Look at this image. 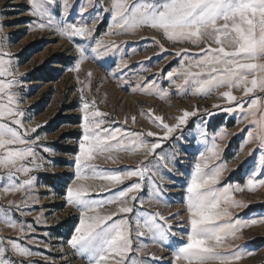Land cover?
I'll return each mask as SVG.
<instances>
[{"label":"rangeland","instance_id":"obj_1","mask_svg":"<svg viewBox=\"0 0 264 264\" xmlns=\"http://www.w3.org/2000/svg\"><path fill=\"white\" fill-rule=\"evenodd\" d=\"M110 3L111 0H103L104 7H110ZM74 5L67 21L84 23L94 28L92 37H75L69 40L54 29H39L36 27L37 18L30 15L27 0H0L4 50L13 53L11 59L14 67L19 72L26 73L20 77L24 86L21 90L23 99L20 107L25 110L26 126L40 125L35 133H30V137L41 138L35 151L38 156L43 157L44 163L43 168L30 174L37 177L31 189L0 196V205L5 207L10 200L19 202L28 197L27 206H22L20 211L13 209L11 216L18 223L31 225L32 231L25 227V236L18 242L40 255L19 257L10 248L5 254V258L24 261V264L29 261L34 264H89L86 258L67 244L79 225V210L68 205L65 200L67 187L73 183H84L90 186L93 199L106 201L138 180V177H132L124 184L113 187L108 181L90 178L88 169H84L82 175L89 178L77 180L74 157L79 152V140L83 134L81 108L84 102L91 105L95 101L96 107H90L89 110L98 109L108 114L103 117L105 125L102 127L110 124L112 128L120 129L125 136L122 141L126 145L125 149L98 154L91 163L98 165L100 169L121 172L135 169L146 155L143 150L134 152L127 147L133 139L132 134L146 133L148 130L160 132L149 119V109L155 115L163 116L165 122L170 124L175 122L173 117L180 114V109L197 110V115L189 117L187 124L177 129L167 140L161 137L147 138L149 142L161 144L156 150L158 156H165L167 159L172 153L178 154L168 165L171 172L162 167H154L156 160L149 157L153 161L149 167L152 172L158 173L156 180L163 185L160 203L149 200L148 194L154 185L147 178L142 184V191L136 193L144 200L143 208L146 210H159L166 216L179 212V216L170 221L174 225L172 231L177 233L176 237L171 238L176 246L181 243V237L187 231L186 186L200 152L212 146V137H216L215 143L218 145V161L215 162L225 165L222 185L244 187L253 172L259 174L264 171V147H260V141L256 137L258 128L251 124L261 115L260 109H264V92L256 90L245 95L243 86L233 88L232 92L238 99L229 102L220 96V93L228 90L226 86L217 88L208 95L193 94L190 88L178 91L168 79L167 73L178 68L182 61L198 58L196 54L199 48L204 47L203 44L197 46L185 42H170L160 31L149 27L121 31L113 24L110 13L103 12L101 5L95 3V0L92 5L88 0H74ZM82 6L86 9L83 14ZM97 41H102L103 46L92 52ZM112 42H115V47L111 46ZM208 43L213 48L217 47L212 41ZM78 44L89 49V58L81 63L78 72L70 71L78 60L75 47ZM160 45H163V50ZM180 49L190 51L178 56L176 53ZM58 58H63L66 63H59ZM89 72L91 76L88 75ZM181 82V78H176V83ZM164 90L168 94L160 95ZM257 96L260 97V106L254 117L249 114L248 105ZM238 102L243 103V109L237 108ZM213 105L219 107L214 108ZM227 108H233L234 111L223 110ZM133 117L136 118L135 122ZM201 133H206L207 138L202 137ZM45 148L50 151L45 152ZM109 155L113 159H108ZM45 176H51L55 186L48 185ZM160 176H163V180H160ZM232 195L242 203L228 206L229 212L234 220L248 222V226L241 227L234 237L228 236L222 251L233 252L241 257L239 260H232L231 264H264V186L255 191L245 189ZM120 203L117 201L105 204L99 212L101 215L110 214L117 211ZM133 204L134 202L129 201V206ZM127 215L129 218L133 217V214ZM253 219L257 223L252 224ZM181 221L185 222L183 229L176 227ZM18 233V228L0 222V237H4L5 241L17 238ZM237 246L239 250L235 251ZM173 251V247L150 243L139 254V258L150 257L155 253L163 257V260L153 261V264H168L173 258ZM210 264L219 262L211 261Z\"/></svg>","mask_w":264,"mask_h":264},{"label":"snow or ice","instance_id":"obj_2","mask_svg":"<svg viewBox=\"0 0 264 264\" xmlns=\"http://www.w3.org/2000/svg\"><path fill=\"white\" fill-rule=\"evenodd\" d=\"M27 3L30 15L37 18V28L54 29L69 40L75 37H92L94 28L84 23L67 21L70 10L75 6L74 0H27ZM88 3L92 5L93 0H88ZM95 3L101 5L103 12L110 13L113 24L121 31L149 27L160 31L170 42L204 45L196 54L198 58L182 61L178 68L167 73L168 79L178 91L190 88L193 94L208 95L215 89L226 86L228 90L220 93V96L229 102L238 99L232 92L233 88L243 86L245 95L256 90L264 92V0H111L110 7H104L103 0H95ZM84 11L86 9L82 6L81 14ZM152 39L155 41L154 37ZM208 41H212L217 47L213 48ZM102 46L103 42L97 41L96 47L91 51L96 52ZM111 46L115 47V42ZM75 47L78 60L75 67L69 70L78 72L81 63L89 58V49L79 44ZM160 47L163 50V45ZM4 49L3 26L0 24V188L5 193L26 192L37 180L35 175L30 174L44 166L43 157L38 156L35 151L41 138L30 137V133H35L40 125L29 127L24 123L25 110L20 107L23 99L21 90L24 86L20 77L26 73L19 72L14 67L11 59L13 53ZM189 51L190 49H180L176 55L187 54ZM88 75L91 76V72ZM176 78H181L182 82L176 83ZM159 94L164 96L168 92L164 90ZM259 106L260 97L257 96L248 105L249 114L255 117ZM90 107H96L95 101L91 105L84 102L81 108L83 134L79 140V152L74 157L77 180L89 178L82 175L84 169L90 171V178L108 181L113 187L124 184L132 177H138V180L106 201L93 199L90 186L84 183H73L67 187L66 203L79 210V225L67 241L70 248L86 258L89 264H153V261H162L163 257L155 253L150 257L139 258V254L150 243L174 248L173 258L168 264H210L211 261L231 264L232 260H239V255L222 249L225 248V239L228 236L234 237L241 227L248 226V222L234 220L228 206L242 203L234 199L233 193L245 189L255 191L264 186V171L259 174L253 172L244 187L222 185L225 165L215 162L218 161V145L215 143L216 137H212V146L200 152L186 186L187 231L181 237V243L176 246L171 238L176 237L177 233L172 231L174 225L170 221L179 216V212L166 216L159 210H146L143 208L144 200L136 193L142 191V184L147 178L154 185L148 194L149 200L160 203L163 185L156 180L158 173L152 172L149 167L153 164L149 157L156 160L154 167H162L171 172L168 165L178 154L172 153L167 159L165 156H158L156 150L161 144L149 142L147 138L161 137L167 140L177 129L187 124L189 117L196 116L197 110L180 109V114L173 117L175 122L170 124L165 122L163 116L155 115L149 109V119L160 132L148 130L146 133L132 134L133 139L127 147L134 152L143 150L146 155L135 169L121 172L100 169L98 165L91 163L98 154L123 150L126 145L122 142L125 136L120 129L112 128L110 124L102 127L105 125L103 117L108 114L98 109L90 111ZM237 108L243 109V103L238 102ZM223 110L234 111L233 108ZM260 111L261 115L251 124L258 128L256 137L260 141V147H264V109ZM132 119L135 122L136 118ZM201 136L207 138L206 133H201ZM44 151L50 150L45 148ZM108 159L113 157L109 155ZM162 161L164 163L161 164ZM160 180H163V176H160ZM27 199L25 197L19 202L10 200L6 207L0 205V222L19 229L17 238L5 241L4 237H0V264H24V261L5 258L9 248L19 257L40 255L18 242L25 236V227L32 231L31 225L18 223L11 216L13 209L20 211L22 206H27ZM117 201L121 202L117 211L100 214L99 209L105 204ZM129 201L134 202L133 206H129ZM127 214H133V217L129 218ZM113 217L118 219L114 220ZM251 223L255 224L257 221L253 219ZM184 226V221L176 225L181 229ZM238 250L239 246L235 251ZM28 264L34 262L29 261Z\"/></svg>","mask_w":264,"mask_h":264},{"label":"trees","instance_id":"obj_3","mask_svg":"<svg viewBox=\"0 0 264 264\" xmlns=\"http://www.w3.org/2000/svg\"><path fill=\"white\" fill-rule=\"evenodd\" d=\"M58 59H59L58 60L59 63H63V64L66 63L63 58H58ZM72 121L73 120H71V122ZM70 135H73V134H70ZM66 151H69V149H66ZM45 179H46V182H47L48 185L55 186V182H54L53 178H51V176H45Z\"/></svg>","mask_w":264,"mask_h":264},{"label":"crops","instance_id":"obj_4","mask_svg":"<svg viewBox=\"0 0 264 264\" xmlns=\"http://www.w3.org/2000/svg\"><path fill=\"white\" fill-rule=\"evenodd\" d=\"M9 193L10 192H8V193L3 192L2 188H0V196H5V195H8Z\"/></svg>","mask_w":264,"mask_h":264},{"label":"bare ground","instance_id":"obj_5","mask_svg":"<svg viewBox=\"0 0 264 264\" xmlns=\"http://www.w3.org/2000/svg\"><path fill=\"white\" fill-rule=\"evenodd\" d=\"M96 183V182H95ZM106 184V183H105ZM104 185V184H103ZM97 186V185H96ZM104 187V186H103ZM110 208V207H109ZM115 209H116V207H115ZM160 254H162L161 252H160ZM168 257V256H167ZM168 260V259H167Z\"/></svg>","mask_w":264,"mask_h":264}]
</instances>
